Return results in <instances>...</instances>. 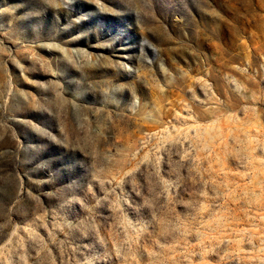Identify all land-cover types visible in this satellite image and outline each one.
Returning <instances> with one entry per match:
<instances>
[{"label": "rangeland", "instance_id": "1", "mask_svg": "<svg viewBox=\"0 0 264 264\" xmlns=\"http://www.w3.org/2000/svg\"><path fill=\"white\" fill-rule=\"evenodd\" d=\"M0 264H264V0H0Z\"/></svg>", "mask_w": 264, "mask_h": 264}]
</instances>
